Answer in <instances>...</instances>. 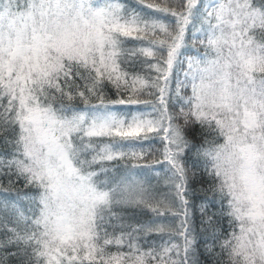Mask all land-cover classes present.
Here are the masks:
<instances>
[{
  "label": "snow or ice",
  "instance_id": "1",
  "mask_svg": "<svg viewBox=\"0 0 264 264\" xmlns=\"http://www.w3.org/2000/svg\"><path fill=\"white\" fill-rule=\"evenodd\" d=\"M137 5L0 0V264H264V0Z\"/></svg>",
  "mask_w": 264,
  "mask_h": 264
},
{
  "label": "trees",
  "instance_id": "2",
  "mask_svg": "<svg viewBox=\"0 0 264 264\" xmlns=\"http://www.w3.org/2000/svg\"><path fill=\"white\" fill-rule=\"evenodd\" d=\"M155 2H160V0H155ZM126 3L128 5H130V6H138L136 0H126ZM131 43L134 44L135 41H132ZM129 46H131V44ZM196 49H199L200 53L203 54V51L204 50H203V47L202 46H200L199 44H197L196 45ZM188 55H191V56H195L196 55V50L192 47V41L191 40L188 41V49L185 52V56H188ZM183 58L184 57H182L181 59H183ZM186 68H187V65L185 63L184 66H183V69H179L178 70V71L181 72V79L183 78L182 72H183V70H186ZM108 97L110 99L111 98H114L113 93L112 92H108ZM75 103H79V100L75 101ZM119 108L122 111H128L129 110L128 106H119ZM155 159H157V157L153 156L151 159L146 158L145 160L132 161V162L133 163H141V164H144V163H154ZM127 162L128 161H121L120 163L123 164V163H127ZM152 183L153 184H156L157 183L156 179H153L152 180ZM2 185H3L4 188H11V191L10 192H2V191H0V200H3L5 197L11 198L12 196L15 195L16 190H23V188H24L22 182L14 183L13 185L10 186L8 184L7 180H4V181H2ZM162 185H163V181L161 180L160 181L161 188H162ZM209 195H211V193H209ZM212 211H217V209L216 208H213ZM150 217H151V213H148L146 215H137L136 219L145 221V220L149 219ZM221 225H222V228L223 229H227V227H228V219H227V217H225L222 220ZM112 250L115 251L116 249L113 247Z\"/></svg>",
  "mask_w": 264,
  "mask_h": 264
},
{
  "label": "rangeland",
  "instance_id": "3",
  "mask_svg": "<svg viewBox=\"0 0 264 264\" xmlns=\"http://www.w3.org/2000/svg\"><path fill=\"white\" fill-rule=\"evenodd\" d=\"M136 2H137V0H136ZM130 106H128V108H129ZM134 106H131V108H133Z\"/></svg>",
  "mask_w": 264,
  "mask_h": 264
}]
</instances>
